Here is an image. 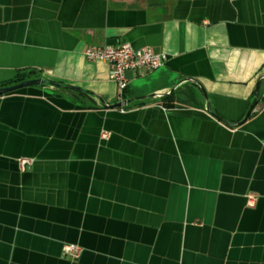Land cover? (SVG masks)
Wrapping results in <instances>:
<instances>
[{
    "label": "crops",
    "instance_id": "obj_1",
    "mask_svg": "<svg viewBox=\"0 0 264 264\" xmlns=\"http://www.w3.org/2000/svg\"><path fill=\"white\" fill-rule=\"evenodd\" d=\"M123 41L169 59L121 90ZM24 68L89 91L0 94V264H264V0H0Z\"/></svg>",
    "mask_w": 264,
    "mask_h": 264
},
{
    "label": "built area",
    "instance_id": "obj_2",
    "mask_svg": "<svg viewBox=\"0 0 264 264\" xmlns=\"http://www.w3.org/2000/svg\"><path fill=\"white\" fill-rule=\"evenodd\" d=\"M89 59H104L109 61L111 74L118 82L121 90L128 85L126 71L128 69L146 68L153 69L163 65L169 54L162 50H156L149 45L135 46L129 41H123L116 45L91 44L85 49ZM31 157H22V164L32 162ZM253 201V200H252ZM82 246L78 243H65L63 251L65 254L78 255Z\"/></svg>",
    "mask_w": 264,
    "mask_h": 264
},
{
    "label": "water",
    "instance_id": "obj_3",
    "mask_svg": "<svg viewBox=\"0 0 264 264\" xmlns=\"http://www.w3.org/2000/svg\"><path fill=\"white\" fill-rule=\"evenodd\" d=\"M35 84H39V85L55 84V85H58V86L75 88V89H78V90H81V91H89V89H87V88H85V87H83L81 85L72 84V83L56 82V81H52V80H50V79H48L46 77L40 76V77H32V78L24 79L22 81H18V82L7 84V85H0V94L7 93V92H10V91H14L16 89H19V88L27 86V85H35ZM100 98H101L102 104L105 107H120V106L126 104L127 101H129V99H122V100L116 101L114 103H108L102 97H100ZM257 100H258V97L255 96V98H254L250 108L248 109L245 117L250 115V113L252 112V110L256 106ZM217 116L220 117L222 120L228 122L226 119H224L220 115H217Z\"/></svg>",
    "mask_w": 264,
    "mask_h": 264
},
{
    "label": "trees",
    "instance_id": "obj_4",
    "mask_svg": "<svg viewBox=\"0 0 264 264\" xmlns=\"http://www.w3.org/2000/svg\"><path fill=\"white\" fill-rule=\"evenodd\" d=\"M42 73L37 68H24L18 69L14 77L2 83L3 85L15 83L18 81H22L24 79L32 78V77H40ZM55 81V80H52Z\"/></svg>",
    "mask_w": 264,
    "mask_h": 264
}]
</instances>
